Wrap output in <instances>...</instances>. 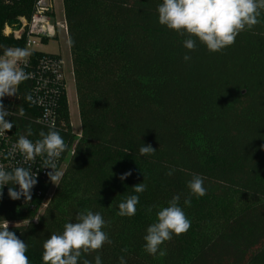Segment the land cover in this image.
<instances>
[{"label": "trees", "instance_id": "trees-1", "mask_svg": "<svg viewBox=\"0 0 264 264\" xmlns=\"http://www.w3.org/2000/svg\"><path fill=\"white\" fill-rule=\"evenodd\" d=\"M36 1L0 0V53L20 45L1 34L4 25L30 16ZM161 3L63 0L82 133H73L68 121L54 129L68 145L65 154L72 148L76 154L65 157L66 170L42 212L44 196L23 203L3 189L0 198V220L28 245L30 264H43L44 241L85 209L103 216L112 241L85 257L93 264L97 254L102 264H119L121 255L127 264H264V13L260 24L222 51L210 52L198 40L190 51L183 46L186 36L159 23ZM29 86L23 82L18 96L3 103L11 112L23 108L24 116L6 119L18 136L30 126L35 142L50 127L36 122L39 110L25 99ZM62 116L69 118L66 96ZM142 143L155 154L140 156ZM193 175L203 178L206 195H191ZM142 182L147 189L138 194L136 214L119 216L118 204ZM175 195L191 227L161 244L165 255H150L146 230ZM189 197L190 206L184 204ZM204 200L236 202L206 230L194 224Z\"/></svg>", "mask_w": 264, "mask_h": 264}, {"label": "clouds", "instance_id": "clouds-1", "mask_svg": "<svg viewBox=\"0 0 264 264\" xmlns=\"http://www.w3.org/2000/svg\"><path fill=\"white\" fill-rule=\"evenodd\" d=\"M158 21L168 29L174 30L180 36H186L183 46L194 51L197 40L204 44L210 52H220L235 43L236 37L243 31L251 30L261 23L264 13V0H162L158 5ZM30 52L27 49L7 48L0 54V137L11 131L13 121L6 117L18 114L24 116L22 107L15 112L5 109V97L18 96L19 85L32 78V73L26 72L22 64L26 65ZM185 61L190 56L183 57ZM25 99L35 103L31 94H26ZM33 135L30 126L26 134H21L5 158H15L19 153L24 163H35L37 157L42 158V168L51 169L47 172L49 180L54 185H59L63 172L58 170L57 162L61 155L68 150L64 138L53 127L48 132L41 131L39 139L33 142L28 137ZM156 149L151 144H144L139 148L140 156L154 155ZM76 152L73 153V156ZM175 169H170L166 175H173ZM131 171L120 175L124 181L131 176ZM143 174V173H142ZM38 183V173L31 167L16 166L6 170L0 165V198L3 197L5 185L19 186L8 188V196L12 200L24 198L25 203L32 200V189ZM191 195L202 197L206 195L203 178L193 175L187 185ZM134 195L128 196L118 204V215L132 217L136 214L137 205L140 203L141 194L146 191L145 183L133 186ZM179 195H175L168 202L167 207L156 212V222L147 228L144 236V250L150 255H165L160 250L161 244L171 240L173 235L185 234L191 227L183 209L179 206ZM184 204L190 206L191 198H186ZM156 205L146 209L151 214ZM17 225V224H16ZM15 225V227H16ZM106 222L99 212L85 209L77 214L75 222L64 225L62 233H52L43 243V264H93L85 258L112 241L103 231ZM127 252V248L121 250ZM28 245L21 240L15 232L9 230V222L0 220V264H30L27 255ZM94 264H102L100 255L94 257ZM119 264H127L125 257H119Z\"/></svg>", "mask_w": 264, "mask_h": 264}, {"label": "built area", "instance_id": "built-area-1", "mask_svg": "<svg viewBox=\"0 0 264 264\" xmlns=\"http://www.w3.org/2000/svg\"><path fill=\"white\" fill-rule=\"evenodd\" d=\"M6 1L8 3L19 0ZM60 32L69 38V27L64 10L62 17L57 16L55 0H37L30 16H20L16 22L13 24L6 23L2 29L3 36L13 38L20 44L11 48L27 49L30 52L26 65L22 64L21 67H24L26 72L33 74L27 82L30 83L29 94L36 101L31 104L39 110L35 120L43 126L53 128L67 127L66 121L60 117L61 101L67 93V69L61 55L44 53L40 47L57 38ZM33 53H41V55L33 57ZM14 97L16 96L9 98ZM77 136L80 137L81 134H77ZM18 137L12 131L0 137V165H3L6 170H11L16 166L31 167L33 172L38 173V183L32 189V196H44L40 209L42 212L52 197L51 188L54 184L46 174L51 169L42 168L41 157H37L35 163L31 161L24 163L23 157L19 153L15 155L14 159L5 158ZM72 153L73 148L67 154L61 155L57 162L58 170L62 169L65 157ZM45 186L48 187L47 190H44ZM9 187H15L16 190H19L18 185H5L3 189L8 191ZM29 207L34 209L35 204L32 203ZM33 221L36 222L37 219Z\"/></svg>", "mask_w": 264, "mask_h": 264}, {"label": "rangeland", "instance_id": "rangeland-1", "mask_svg": "<svg viewBox=\"0 0 264 264\" xmlns=\"http://www.w3.org/2000/svg\"><path fill=\"white\" fill-rule=\"evenodd\" d=\"M55 10L57 16L62 17L63 15V3L62 0H55ZM2 34V31H1ZM40 50L44 53L57 54L61 55L65 64H66V73H67V107H68V117L62 116V120L68 121L70 128L73 133L81 134V119L79 114V108L77 103V94L75 87V74L73 59L71 55L69 38L66 34L60 32L59 36L53 40L48 41L43 46L40 47ZM69 119V120H67ZM69 158H65V163L61 171L65 172L68 165ZM57 185H53L51 188L52 193ZM236 200H228L226 202H216L211 200H204V206L200 210V213L196 214L194 218V224L204 226L206 230L213 227L217 222L225 219L230 215V209L235 205Z\"/></svg>", "mask_w": 264, "mask_h": 264}, {"label": "crops", "instance_id": "crops-1", "mask_svg": "<svg viewBox=\"0 0 264 264\" xmlns=\"http://www.w3.org/2000/svg\"><path fill=\"white\" fill-rule=\"evenodd\" d=\"M62 3H63V0H62ZM63 10H64V4H63Z\"/></svg>", "mask_w": 264, "mask_h": 264}]
</instances>
